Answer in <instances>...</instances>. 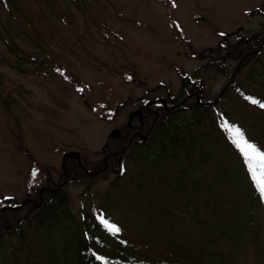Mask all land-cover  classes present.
Returning a JSON list of instances; mask_svg holds the SVG:
<instances>
[{
  "label": "rangeland",
  "instance_id": "1",
  "mask_svg": "<svg viewBox=\"0 0 264 264\" xmlns=\"http://www.w3.org/2000/svg\"><path fill=\"white\" fill-rule=\"evenodd\" d=\"M255 34L264 36V0H0V264H73L85 230L101 252L118 244L152 262L264 264L262 208L223 128L235 123L264 150V108L232 87L264 103V47L237 72L224 53ZM129 64L136 81L122 77ZM178 71L201 81L209 106L190 113L198 119L178 114L154 129L120 177L117 167L79 172L80 183L61 175L72 153L83 166L104 159L136 113L125 103L107 121L91 106L169 99ZM61 182L64 211L38 224L37 198Z\"/></svg>",
  "mask_w": 264,
  "mask_h": 264
},
{
  "label": "trees",
  "instance_id": "2",
  "mask_svg": "<svg viewBox=\"0 0 264 264\" xmlns=\"http://www.w3.org/2000/svg\"><path fill=\"white\" fill-rule=\"evenodd\" d=\"M3 2H5V0H3ZM164 2L166 3V1ZM167 6H170V4H168ZM7 44L10 47L9 49H11L13 43L10 42L9 44V42H7ZM263 47L264 36L261 35L260 37L258 36V34H255L250 38H244L243 41H238L236 44H232L230 47H227L224 53L225 57L233 56L237 58V61L239 62L237 63V72L240 69V66H243L247 62V58H251L253 56L257 57L256 55L260 54ZM186 50H189L187 46ZM13 52L15 51L13 50ZM15 53L17 54V52ZM190 54L191 53L187 52V55ZM195 54L201 57L202 51L198 50L195 52ZM210 58L214 59L215 57ZM13 68L15 69V67ZM55 70L57 71L56 68ZM58 72L64 79L70 81L75 86H79L78 81H76L69 72H67L66 70H61ZM177 73L182 79V84L177 93L169 99L165 98L159 100L154 98L150 101L147 97L139 99L127 98L125 102L120 101L114 108H106V106L103 104H96L91 106V110L94 113L97 108L103 110L101 114H95L97 117L105 118V120L107 121H110L115 116L118 108L125 105V103L136 105V113L131 115L128 121L122 124L119 131H116L117 134L114 136L116 139L115 143L113 144V148L107 150L104 159H100L96 162L87 164L85 163V165L83 166V160L77 158L76 154L72 153L69 156L67 155V158L62 160L61 175L68 179L69 182L72 181V179H75L76 183H80L81 180L79 178V172H81L82 175L88 176V178L93 179V175H96L98 172L106 171L110 169V167H117V175L115 177H120L124 173V163L128 160L135 159L137 152L145 147V144L149 141L151 136H156L157 133L154 134V129H157V131H162L164 126H166V123H172V121L178 114L181 115L178 120L187 119L189 115L198 119L200 116H196L195 114L190 113H194V111L199 107L207 108L209 106L205 103H202L200 101V97H198L201 81L193 78V72L180 73V71H178ZM122 77L125 81H136V72L131 64L126 67V71L122 74ZM232 87L237 95L242 97L245 101L256 106H260V103H262L261 99L257 97L255 98V96L246 93L238 86H234L232 84ZM249 97L253 98L256 101H259L260 103H253L252 100L248 99ZM135 120H138L137 126L132 125L131 121ZM223 128L229 139L230 145L239 155L242 164L249 176L252 185V198L260 204L264 217V159L259 156L255 149L250 148L245 142L246 139L244 136V132L242 131V136L236 131L237 128L241 129L238 125L231 121H228V126ZM62 154H65V152ZM64 186L65 183L61 182L55 185L54 188H48L44 192L45 194H42L41 196L42 198L43 196L46 197V200H44L43 202H41L42 200H40L41 197L37 198L36 201L40 202V207L32 214V217L36 219L38 224L42 225L47 217L54 220L57 216L55 215L56 211H64L63 209L66 207L68 202V197L66 192L64 191ZM29 201L30 200L28 199L23 201L18 207L29 203ZM16 204L18 205V203ZM38 211H42L43 215H40ZM4 213L8 214L9 209L6 208L5 210H0V231L6 234L8 233L5 230L7 228L6 225L8 220H4ZM106 220L109 221L107 218ZM89 222L92 223L91 220ZM102 226L105 227L104 225ZM12 231L15 235L20 236L21 234L18 227L12 228ZM85 234L87 235V237L85 236ZM114 234L115 231L113 230L111 236H113V238L120 242V245L124 246L122 239L117 238L118 234ZM88 235L89 233L85 230V239L82 238L79 240V249L76 253L73 264H175L171 261L161 263L152 262L146 256H137L133 253L127 252L123 248L120 249L118 244H108V250H106L105 252H101L99 251L101 249L99 246L90 245ZM120 250L122 252H120Z\"/></svg>",
  "mask_w": 264,
  "mask_h": 264
},
{
  "label": "snow or ice",
  "instance_id": "3",
  "mask_svg": "<svg viewBox=\"0 0 264 264\" xmlns=\"http://www.w3.org/2000/svg\"><path fill=\"white\" fill-rule=\"evenodd\" d=\"M248 99L252 100L253 103H260L259 101H256V100H254V99L251 98V97H249ZM260 107L264 108V103H260ZM233 127H235V126H233ZM236 131H237L238 133H240V134L243 136V132H242L241 129L237 128ZM245 142L248 144V146H249L250 148L255 149L256 152L259 154V156H260L262 159H264V150L259 149L254 143H251L250 141L245 140ZM33 175H35V173H33ZM105 223H107V221H105ZM111 228H115L117 232L119 231V229L117 228V226L114 225V224L111 225Z\"/></svg>",
  "mask_w": 264,
  "mask_h": 264
},
{
  "label": "water",
  "instance_id": "4",
  "mask_svg": "<svg viewBox=\"0 0 264 264\" xmlns=\"http://www.w3.org/2000/svg\"><path fill=\"white\" fill-rule=\"evenodd\" d=\"M196 19H197V17H196Z\"/></svg>",
  "mask_w": 264,
  "mask_h": 264
}]
</instances>
